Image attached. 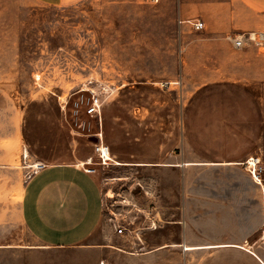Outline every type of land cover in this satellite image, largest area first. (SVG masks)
Wrapping results in <instances>:
<instances>
[{
  "label": "rangeland",
  "instance_id": "obj_1",
  "mask_svg": "<svg viewBox=\"0 0 264 264\" xmlns=\"http://www.w3.org/2000/svg\"><path fill=\"white\" fill-rule=\"evenodd\" d=\"M196 1L0 0V143L7 140L0 150L7 162L16 157L19 171L16 203L7 199L12 181L0 183V245H38L18 210L33 165L92 157L87 167L105 201L95 238L118 248L104 255L0 247V264H184L179 255L143 262L111 217L133 221L152 245L161 229L142 230L147 222L138 209L149 206L150 221L162 226L172 222L184 181L198 189L264 184V52L236 49L228 39L236 31L196 30L191 21L205 14ZM94 97L100 115L88 112ZM100 132L111 151L107 165L90 140ZM250 157L260 159L258 184L246 166ZM181 161L238 164L173 167ZM164 190L171 196L160 219L157 194Z\"/></svg>",
  "mask_w": 264,
  "mask_h": 264
},
{
  "label": "crops",
  "instance_id": "obj_2",
  "mask_svg": "<svg viewBox=\"0 0 264 264\" xmlns=\"http://www.w3.org/2000/svg\"><path fill=\"white\" fill-rule=\"evenodd\" d=\"M36 1L63 6L78 0ZM195 8L205 11L199 20L213 32L264 31V0H198ZM5 157L6 150H0V183L7 178L12 181L7 199L16 203L17 159L7 162ZM85 163L33 165L35 169L18 195V210L25 229L38 245L0 247L31 252L91 248L104 255L117 250L95 238L103 217V193L97 176L86 171ZM234 164L238 162L181 161L173 167ZM184 183L186 188L174 194L179 201L173 213L178 217L165 226L159 223L156 229H150H161L156 242L150 245L142 237L129 240L132 249L143 251L140 260H169L170 256L179 255L184 256V264H264V184H253L254 188H214L216 184L212 183V188L198 189L192 181ZM4 190H0V195ZM170 196L166 190L157 194L159 218L160 213H167L165 199ZM171 231L178 233L170 234ZM138 251L131 252L132 256H138Z\"/></svg>",
  "mask_w": 264,
  "mask_h": 264
},
{
  "label": "built area",
  "instance_id": "obj_3",
  "mask_svg": "<svg viewBox=\"0 0 264 264\" xmlns=\"http://www.w3.org/2000/svg\"><path fill=\"white\" fill-rule=\"evenodd\" d=\"M191 22H192L193 27L196 30L205 29V24L202 20L197 19ZM228 39L232 42V45L236 49H244V48L253 46V47L258 48L262 52H264V31H248V32H241L235 35L230 34L228 35ZM101 105L102 103L100 102L99 98L94 97L93 102L88 109L89 114L100 115ZM97 137L99 139V142L93 144L94 153L96 154V156L99 157L100 159L99 163L101 165H107L108 162L111 160L110 148L108 145L104 144L102 132L98 133ZM92 159H93L92 157L89 158L85 164L90 166L92 164ZM250 161H253V162L251 163ZM259 164H260V159L255 158V157H250L246 161L247 169L250 171V173L252 174V177L257 182H259L258 180L260 179V173L258 170ZM86 171L88 173H94L95 169L87 167ZM144 193L146 196H149L151 194L149 190H146ZM104 202L105 201L103 198V212H104V206H105ZM134 207H136V205H134ZM142 209H138V210L142 211V214H144L145 222H147V225L143 227L142 230L143 229L145 230L156 229L158 226V221L157 222L150 221V213H151L150 207L148 206L147 208H142ZM153 209H155V207H152V210ZM110 222L114 230L119 236L127 237L129 240L140 238L139 234L141 233V230L140 228L135 229L132 227V224H134L133 221H127L126 218L119 220L118 218L114 216V217H111Z\"/></svg>",
  "mask_w": 264,
  "mask_h": 264
},
{
  "label": "water",
  "instance_id": "obj_4",
  "mask_svg": "<svg viewBox=\"0 0 264 264\" xmlns=\"http://www.w3.org/2000/svg\"><path fill=\"white\" fill-rule=\"evenodd\" d=\"M90 140H92L93 143H98V142H99V139H98L97 136H92V137L90 138Z\"/></svg>",
  "mask_w": 264,
  "mask_h": 264
},
{
  "label": "bare ground",
  "instance_id": "obj_5",
  "mask_svg": "<svg viewBox=\"0 0 264 264\" xmlns=\"http://www.w3.org/2000/svg\"><path fill=\"white\" fill-rule=\"evenodd\" d=\"M251 163L253 162V161H250ZM118 163V162H117Z\"/></svg>",
  "mask_w": 264,
  "mask_h": 264
}]
</instances>
